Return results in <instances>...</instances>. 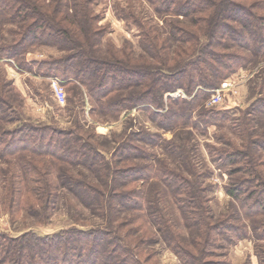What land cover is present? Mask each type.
<instances>
[{"label": "trees", "instance_id": "1", "mask_svg": "<svg viewBox=\"0 0 264 264\" xmlns=\"http://www.w3.org/2000/svg\"><path fill=\"white\" fill-rule=\"evenodd\" d=\"M147 1L162 18L159 29L145 30L131 11L120 15L140 29L139 46L153 64L122 66L118 60L103 61L77 47L76 42L82 40L71 23L63 24L66 18L59 11L82 18L72 12L75 4L84 8L82 0H57L51 12L33 0H0V31L6 24H15L10 41L0 43V59L9 58L23 69L28 67L26 52L53 47L58 54L32 61L28 70L34 67L38 75L57 76L80 93L84 88L108 118L117 117L122 109L137 108L161 133L177 126L203 131L209 125L220 130L227 125L236 133L246 127L247 135H254L253 120H237L236 128L230 127L235 119L228 109L204 107L203 101L231 72L264 59V0ZM197 14L210 15L207 28H200L202 33L183 21H202ZM93 34L97 38L101 29ZM261 69L257 85L264 90ZM4 87L0 83V160L7 163L1 207L10 213L21 207L31 215L41 213L48 218L59 185L104 221L100 226L72 225L45 234L28 229L11 235L0 229V264H149L140 248L158 242L175 254L179 264H231L223 251L225 245L247 237L249 230L251 237L262 242L257 257L264 264V169L259 168L264 159H259L258 151L264 149V137L255 142L258 147H207L214 166L228 175L224 188L231 198L228 212L215 216L197 163L190 161L184 148L164 147L172 159H180L181 167L165 159L156 164L151 161L154 149L164 143L160 133L151 137L141 130L131 131L107 153L88 141L89 136L84 139L80 130L21 119L19 105L5 96ZM177 89L188 98H164ZM251 104L254 114L264 115V97ZM13 121L19 122L12 128L4 125ZM221 139L218 135L220 143ZM185 157L189 160L183 161ZM57 164L84 168L94 179L83 173L77 177ZM54 168H58L56 179ZM171 203L182 215L183 227L175 224Z\"/></svg>", "mask_w": 264, "mask_h": 264}, {"label": "rangeland", "instance_id": "2", "mask_svg": "<svg viewBox=\"0 0 264 264\" xmlns=\"http://www.w3.org/2000/svg\"><path fill=\"white\" fill-rule=\"evenodd\" d=\"M56 1L33 0L35 4L40 5L49 12L56 8ZM82 1L85 5L83 9L78 4L74 5L75 11L72 9V12H79L82 15V18L77 17L78 20L69 12L59 11V16L66 18L63 24L71 23L70 26L73 32L79 40H82V42H76L77 47H84L86 51L90 52L87 54L103 61L118 60L122 66L135 67L145 63H154V60L139 46L140 29L120 15L123 11H131L144 25L145 30L151 26L160 28V19L162 18L156 14V11L147 0ZM196 16L198 17L197 20L202 19V21L195 24H191L190 20L183 21L188 23L191 29L202 33L200 28L203 30L207 28L205 23L209 22L210 15L197 14ZM14 25L11 23L4 25L0 31V43L10 41V29L15 27ZM97 29H101V35L96 38L93 31ZM158 37L163 39V33L159 32ZM170 47L172 48V46ZM173 48L176 47L173 46ZM56 54H58L57 50L53 47L39 46L33 48L24 55L28 67H23V69L16 66L15 62L9 58L0 59V83L3 87L5 83V96L11 97L15 106L19 105L21 119L33 123L48 124L62 130H80L84 139L88 140L87 136H89L88 141L100 145L107 153H112L119 142L128 138L127 136L131 134V131L141 130V132L144 131L147 136L151 137H154L155 133H160L164 143L161 147L154 149L156 155L151 157V161L156 164L157 161L165 159L171 166L181 167L177 164L180 163V159H172L168 150L164 147H171L170 144H175L184 148L190 161L197 163L198 175L200 174L201 177L199 179L202 181L201 184L205 190L207 202L212 207L215 216L228 212L231 198L224 188L228 183V175L214 166L207 147H258L255 142H259L258 139L264 137V115L254 114L251 103L259 97H264V90L259 89L257 85L259 82L258 73L264 67V59L250 61L246 64L247 66H241L231 72L219 82L217 87L209 91V95L203 101L204 107L228 109L231 112V118L235 119L229 124L230 127L236 128L237 120L239 122L244 121V119L246 121L253 120L251 124L255 125L254 128L256 129L254 135H247L248 129L246 127V130L243 129L236 133L232 128L229 129L227 125L221 130L215 125H209L203 131L191 127L177 126L172 130L161 133L158 132L146 113L137 108L122 109L117 117L108 118L107 115L103 114L104 111L98 103H94L89 99L84 88L80 93L78 90L74 91L76 88H72L71 84H63L66 100L63 105L59 104L51 94L50 77L53 75L46 77L38 75L34 71V67H32L33 70H28L32 61L47 59L49 55ZM213 93H219L221 96L220 102L216 105L208 104ZM73 94L76 98L73 102H69L68 98L70 95L73 98ZM168 96L171 98H188L181 89L166 93L164 98ZM76 99H81L80 103L74 102ZM18 122L13 121L4 125L7 128H12ZM76 123H79L78 128ZM218 135L223 138L221 143L218 140ZM226 140H228L227 143ZM250 142H253V144L250 145ZM130 143L140 145L139 142L134 140H131ZM260 147L262 146L260 145ZM258 151L260 152L259 159L261 157L264 159V149H258ZM188 158L185 157L183 161ZM57 166L68 168V172L77 177L82 178L81 173H83L94 179L92 174H89V171L84 168L83 170L73 169L68 164H57ZM5 168H7V163L0 160V170H2V173L0 172L1 230L11 235H17L28 229H32L39 234H45L72 225L88 228L103 224L104 218L99 213L97 214L79 205L72 192L70 193L59 185L55 189V205L52 204V208L48 211L50 213L48 218H43L41 213L37 217L31 215L21 207L17 213L13 211L10 213L8 208L1 207L4 203V191L7 186V180L3 172ZM259 168L264 169V165ZM53 172V178H55L58 168H54ZM170 207L175 224L178 227H183L182 215L172 203ZM242 221L247 223V220L242 219ZM147 229L149 228L147 227ZM251 236L249 230L247 237L237 240L233 244L225 245L223 251L227 253L226 258L231 264H260L257 250L262 242ZM140 249L143 255H146V259L150 261L149 264H179L175 254L169 251L161 242L154 245H143Z\"/></svg>", "mask_w": 264, "mask_h": 264}, {"label": "built area", "instance_id": "3", "mask_svg": "<svg viewBox=\"0 0 264 264\" xmlns=\"http://www.w3.org/2000/svg\"><path fill=\"white\" fill-rule=\"evenodd\" d=\"M50 89H51V94L55 98V100L63 105L66 100V94H65V88L63 85V82L61 81L60 78L56 76H51L50 77ZM220 94L219 93H213L208 101V104L210 105H216L220 102Z\"/></svg>", "mask_w": 264, "mask_h": 264}]
</instances>
